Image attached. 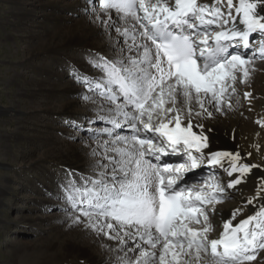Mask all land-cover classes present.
<instances>
[{
    "label": "snow or ice",
    "instance_id": "6c2138e0",
    "mask_svg": "<svg viewBox=\"0 0 264 264\" xmlns=\"http://www.w3.org/2000/svg\"><path fill=\"white\" fill-rule=\"evenodd\" d=\"M84 3L82 11L94 16L93 22L109 35L111 58L88 52L85 60L98 76L75 65L70 68V75L84 86L79 96L94 116L64 123L77 129L70 139L87 131L95 147L89 146L87 174L76 173L77 180L69 171L58 179L56 199L62 201L59 207L69 226H83L117 241L115 249L104 245L109 252L122 253L114 255L115 264L254 260L253 253L264 249V202L236 224L233 220L242 208L233 209L226 220L221 214L217 223L222 231L216 238H210V215L226 198V189L245 182L258 165L243 162L239 151H213L211 130L200 123L194 130L192 120L234 108L238 75L246 84L254 71L253 57L264 59V0ZM97 121L101 126L92 127ZM124 128L130 132L124 134ZM205 164L213 172L202 184H189L186 174ZM218 169L236 178L223 185L215 174ZM261 192L264 180L246 203L254 204Z\"/></svg>",
    "mask_w": 264,
    "mask_h": 264
},
{
    "label": "bare ground",
    "instance_id": "6f19581e",
    "mask_svg": "<svg viewBox=\"0 0 264 264\" xmlns=\"http://www.w3.org/2000/svg\"><path fill=\"white\" fill-rule=\"evenodd\" d=\"M17 1L18 0H16V2L13 3L17 4ZM42 1H44V3L41 4L42 9L40 10V15H36L35 12H31V13L25 12L24 19L33 17L35 22L38 24L39 28L43 29V34L41 35V37L39 33L31 35L34 41L38 40L39 38H40V42H43L46 38L49 39L50 43L51 41H55L54 45H51L50 47H48V49L45 48V50L56 52L58 54V56L55 57V59L50 63L51 65L53 64L56 65L57 68L54 71L50 70L49 66L47 65L34 68L31 77H32V83L37 88L34 87L31 90L27 89L26 87L19 88L18 92L15 95L16 97L15 104L10 107H4V106L0 107V115L11 114V117L17 120V124H16L17 129L24 128L23 125L26 123V116L29 113L27 111L21 110V107L23 106L22 102H24L25 97L29 96L31 93H33L34 95L41 93V95L43 96L41 99H36L32 101V105L30 106V109H31V114L33 116L45 113V116L43 117H45V119H48L52 114L57 116L59 113H62V114H66L69 119H74L78 121L81 120V117L83 115L91 116V114L87 112V110H89L90 108V105L82 101V99L79 96V93L82 92L83 90H80L78 88L77 82H75V79L73 77L71 78H68L67 76L65 77V75H69L65 71L66 70L64 69L65 67L61 70L59 69L61 66L60 64L62 63L61 60L63 56L69 55L71 53L70 51L75 49H81V50L85 49L91 52L100 53L101 55L111 58L110 49H109V43H110L109 35L105 33L103 27L99 22L94 23L95 26H91L88 23V21L85 20L86 17H84L85 16L84 13H82V19L80 22H78L79 23L78 25H74V26L72 24L68 26L63 25V23H65L64 20H66L67 18H73L71 14L77 12L79 8L81 7L83 8L84 6L83 0H74L73 2H66L65 0H42ZM39 2H41V0H34L28 5L31 7H35ZM25 10L28 11L26 8ZM101 15L103 14L101 13ZM112 16H113V20H115L116 16L114 12ZM43 19L45 20V22L44 21L42 22ZM117 22L119 23V21ZM59 24H62L63 26ZM111 36L115 37L118 40L120 39L119 37H117L116 33ZM33 44L36 45V43ZM29 55L32 56L29 57L31 59L35 56L34 52H31V54L29 53ZM26 62H24V64H26ZM78 63L83 66H88L86 60H81V61L78 60ZM83 70L81 71L84 73L89 72L90 76L93 75L91 73V66L85 69L84 71ZM40 74L42 76V80L35 78L36 77L35 75L40 76ZM18 76L19 74H16V77ZM254 76L255 75L251 72L250 78L246 84L240 82L243 84L245 92L251 93L252 98L264 94V89L261 88V84H263L261 83V81L264 80V78H262L259 75L258 76L256 75V78H254ZM238 78L236 82H238L239 80L241 81V79ZM38 80L40 83L38 82ZM41 85L45 87L39 88ZM253 85H255L254 90L252 89ZM74 97H76L77 99H75ZM232 100H233L232 103L234 105V108L228 109L231 112L229 114H232V116L230 115L231 116L230 118L232 120L230 119V121H227L225 119L229 114L224 116L221 115L220 112H214L212 117H207V116L194 117L192 122L194 125V130H197L195 128V125L197 123L202 124L205 130H209V129L211 130L208 133L209 140L211 141L214 137L216 139L215 146L210 145L213 151L216 150H224V151H232V152L239 151L241 157L243 158V162L248 163L250 165H258V167L252 169L251 173L248 174V176L245 179V182H247L249 178L255 179L253 180L254 181L253 184H244L243 182L240 185L236 186L237 193H239L237 206H234L233 208L232 206H230L232 205L233 202L230 199L231 195H228L226 196L225 199H223L222 204L219 203L220 206L216 210L218 217L217 219L220 220L222 214L223 218L226 220L230 218V214L233 209H236L238 207L242 208L241 214L238 215L235 220H233V224H236L240 220L245 219L247 216L254 213L255 204L264 202V192H261L260 197H257V200L254 202V204L250 205L246 203L247 198L253 197L254 192L257 194V187L258 184H260L261 182L259 172L261 166L263 165V160L261 158L258 159L254 157L256 158L254 161H248L247 154L245 152L246 146H243L245 141L251 140V142H253L254 144V140L257 139L256 145L254 146L258 148L262 144L264 147V141L261 139L262 137L260 135L262 132H264V129L258 123V118L260 114L264 113V111L263 110L261 111V109L258 110L256 109V105H255L256 103H253L256 101H249L250 103L249 102L244 103V100H242L237 96H233ZM48 102H52V104H54V102L57 103L51 108L49 107L50 103L48 104ZM45 104H48L49 106L45 109L40 108L43 107ZM77 107H81L85 110L79 109L77 111ZM193 107L196 106L194 105ZM238 111L240 112L239 114L237 113ZM92 116H94V113L92 114ZM250 116L254 118V121H256L257 124L253 129H250V127L247 124V120H251ZM36 122L32 123L31 128L33 131H36L35 129L37 126ZM185 123H187V121H185ZM227 124L229 126H226ZM226 127L227 128L229 127V130ZM48 129L49 128L44 125L43 130H39V135L41 137L48 136L47 133H50L47 131ZM54 131L59 133L62 131V133L60 134L63 133L70 134L69 133L70 131L67 132L66 128H61V127L54 129ZM252 133L253 135H251ZM256 134H258V137L256 136ZM72 135H76V134H72ZM68 137L64 135L62 139H60L59 141H55V136L52 134L51 136H49V141L45 145L42 144L39 146L35 145L31 149L30 153H25V152L22 153L20 159L22 160L26 159L30 156V154L35 152L38 148L44 147L43 154L41 156L36 157L35 163L32 166L44 168V170L49 174L46 177H49L53 174V173L52 174L49 173L50 169L53 166H55V164H57L60 160H64L65 162H62V164L64 163V166L70 169L75 174L83 173V172L87 173L88 165L91 163V158L88 155L90 151L89 146L95 147L94 141L88 139V135L86 137H84V135L83 136L81 135V137L83 138L81 144H74L71 142L70 139H68ZM6 148L10 150L12 148V145L9 144L8 146H6ZM249 151L251 152L252 150L250 149ZM24 171H26V169ZM219 171L223 172L222 170ZM223 175L227 176V174L224 172ZM235 178H236V174H234L232 177H228L227 180L230 181ZM53 187L55 188V182H52L51 187L47 188L46 193L49 192V190L52 189ZM34 189L36 190V188ZM250 189L252 190V192H249ZM4 190L5 188H0V200L2 195L5 193ZM40 192L42 193V191ZM37 203L41 205L40 202ZM47 204L50 203L47 202ZM59 205H61V203L57 202L54 203V205L52 206H57L56 209L60 210ZM48 218L50 217H47V219ZM53 218H60V217L53 216ZM24 219L28 222H32V223L35 222L34 219L29 217L28 218L24 217ZM210 219L213 222V218L210 217ZM21 221H23L22 218H20L18 222L21 223ZM70 224L71 221L65 222L63 225H59L57 223L51 224L49 232H51L50 235L52 236H50L48 239L44 238L39 245L37 244L35 246L34 245L28 246L26 244L18 242L16 243V245L25 246V248L23 249H26L25 252H27L28 254H21L23 255L21 256L19 255L20 250L18 252L16 251L15 253L17 254V256H21V260H25L26 258L32 259L33 256L35 258L42 259V261H46L48 263L51 260L56 259L59 260L58 264H108V260L111 258L112 264H115L114 255H118L120 253L114 254L113 252H109L106 250L104 245H108L111 248L115 249L118 243L113 244L111 242L112 240L108 239L107 236H103V235L98 236L91 230L85 229L83 226L81 227L79 226V228L75 229V226L70 227L69 226ZM213 225H214V231H216L217 234L216 232L214 233L213 231L212 233H210V238L218 237L222 231V227L218 228L217 230L215 223ZM113 245L115 247H113ZM35 251L38 252L32 253ZM62 253L65 256L61 255ZM262 258H264V256ZM66 259L69 261L70 259L71 260L73 259L74 263H68L69 261L66 262ZM262 264H264V261L262 262Z\"/></svg>",
    "mask_w": 264,
    "mask_h": 264
},
{
    "label": "rangeland",
    "instance_id": "374dc122",
    "mask_svg": "<svg viewBox=\"0 0 264 264\" xmlns=\"http://www.w3.org/2000/svg\"><path fill=\"white\" fill-rule=\"evenodd\" d=\"M33 1L34 0H18L17 4H14L13 2H16V0H0V107H10L14 105L16 99L15 95L18 92L19 88L26 87L27 89L31 90L35 87L32 83L31 77L34 68L42 67L43 65L49 66L50 70L52 71L56 70L57 68L56 65H51L50 63L55 59V57L58 56V54L56 52L45 50V48L48 49V47L54 45L55 41H51L50 43L49 39L47 38L43 42H40V38L34 41L31 35L39 33L41 37V35L43 34V29L39 28L33 17L24 19L25 12H35L36 15H40V10L42 9L41 4L44 3V1L41 0V2H39L40 4L37 3L38 6H29L28 4ZM65 1L73 2L74 0ZM83 4L84 8L86 6L84 0ZM25 8L28 11H26ZM83 8L81 7L77 10V12L71 14L73 18H67L66 20H64L65 23H63V25H78V22H80L82 19V13H84V17H86L85 20L88 21L91 26H95L93 22L95 20L94 16L90 17L89 14L83 12ZM43 21L45 22L44 19L42 20V22ZM59 25L63 26L62 24ZM113 34H115V31H111V35ZM33 43H36V45ZM82 51L89 52L85 49H75L70 51L71 53L69 55L63 56L61 60L62 63L60 64L62 67L60 66L59 69L61 70L65 67V71L70 75L68 63H71L70 61H73L70 65V68L73 65L80 67L81 65L78 63V60L81 61L85 59L79 58L75 60L74 57L77 58L76 56L80 55V53L76 54L75 52ZM31 52H34L35 54L32 59L29 58L31 56L29 55V53L31 54ZM24 62H26V64H24ZM262 65L264 66V64ZM256 72L258 71L256 70ZM16 74H19V76L16 77ZM259 74V76L264 78V69L261 70V73ZM69 75H65V77L67 76L68 78H71L69 77ZM95 75L99 74L96 73ZM254 75V78H256L257 74L254 73ZM35 76V78L42 80L41 74L40 76ZM261 83H263L261 84V88L264 89V80H262ZM77 86L80 90H85L83 89V87L81 88L79 87V85ZM41 87L45 86L41 85L39 88ZM238 87L239 89H241V86ZM253 88L255 89V85H253ZM234 96H237L244 100V103H248L249 101L248 100L245 102V98L242 96ZM42 97L43 96L41 95V93L37 95L31 93L29 96L25 97L24 102H22L23 106L21 107V110L27 111L29 113L26 116V123L23 125L24 128L17 129V120L13 119L11 117V114L0 115V188H5V193L2 195L0 200V264H58L59 260L56 259H53L48 263L33 256L32 259L26 258L25 260H21V256H23L21 254L28 253L25 252L26 249H23L25 248V246H18L16 245V243L21 242L28 246H35L37 244L39 245L44 238L48 239L50 236H52L50 235L51 232H49L51 224L57 223L59 225H63L65 222L70 221L65 218V215L61 210L56 209L57 206H52L57 202H60L62 204L60 200L56 199V196L55 198H52V196L56 195L60 191V188H56L58 186V178L62 180L68 174V172L71 171L64 166V163L62 164V162L65 161L60 160L57 164H55V166H53L49 172L50 174H53L49 177H46L49 174L44 170V168L32 166L35 163L36 157L43 154L44 147L38 148L26 159H20L22 153H30L31 149L35 145H45L49 141V136H51L52 134L55 136V141H59L60 139H62V137H64V135L66 137L69 136L68 139H70V134H77V129L70 128L64 123L65 119L62 120V118L65 116L66 119H69L66 114L59 113L57 116L52 114L48 119H45V117H43L45 116V113L36 116H33L31 114L30 106L32 105V101L41 99ZM74 98L77 99L76 97ZM259 98L260 100L262 99L261 97ZM52 102H48V104L50 103V106L48 104H45L44 106L46 107L43 106L40 108L45 109L48 106L52 108L57 103L54 102V104H52ZM259 103L264 104V102ZM263 104H259L260 108L256 106V109H261V111H264V108H262L264 107ZM79 109L85 110L81 107H77V111ZM87 112L92 116V112H90L89 110H87ZM229 113H231L230 110H228V108H225L224 112L221 113V115L226 116ZM237 113L239 114L240 112L238 111ZM230 115L232 116V114H229L225 118L227 121H230ZM252 117L250 116L252 121L247 120V124L250 129L255 128V126L257 125L256 121H254V118ZM58 120L61 121V123H59ZM33 122L37 123V126L35 128L36 131H33L31 128ZM251 122L253 125L251 124ZM44 125L49 128L47 131L50 133H47L48 136L41 137L39 135V130H43ZM84 126L89 125L85 124ZM92 126H94V124ZM226 126L229 125L227 124ZM58 127L66 128L67 132L70 131V134H60L62 133V131L60 133L54 131V129ZM227 129L229 130V127ZM81 135L83 136L84 134L79 131V136L76 139H70L71 142L74 144H81L83 140ZM251 135H253V133ZM260 135L262 137L261 139L264 141V132H262ZM86 136L87 135H84V137ZM256 136L258 137V134H256ZM256 140L257 139L254 140V144L253 142H251V140L245 141L243 146H246L245 152L247 155L249 154V150L251 149L252 153L249 155L250 157H256L258 159L261 158L263 160V165L260 168L259 175L261 177V180H264V147L262 144L258 147L260 149L254 146L256 145ZM9 144L12 145V148L10 150L6 148V146H8ZM25 169L26 171H24ZM83 173L87 174L88 172ZM75 178L77 180L79 179L78 176ZM253 180L255 179L249 178L247 182H244V184H253ZM52 182H55L56 189L53 187L49 190V192L46 193V188H50ZM34 188H36V190ZM251 189L249 190V192H252ZM40 191H42V193ZM49 193H51L52 195H49ZM230 199L233 202L230 206H232V208L234 206H237L239 193L238 196L237 194L234 196L231 195ZM37 202H40L41 205H39ZM47 202H49L50 204H47ZM53 216L60 218H53ZM24 217L32 218L35 220V222H28L24 219ZM47 217L50 218L47 219ZM210 217L213 218V224L215 223L217 225L216 214L213 216L210 215ZM20 218H22L23 220L21 221V223L18 222ZM217 227L219 228V226ZM76 228H79V226H75V229ZM215 232L216 231H214V233ZM111 242L113 244L118 243L117 241L113 240ZM113 247L115 246L113 245ZM19 250V255L21 256H17V254L15 253ZM36 252L38 251L32 253ZM61 255L65 256L63 253ZM263 256L264 252L261 254L260 258L252 264H262V262L264 261V258H262ZM68 261L69 260L66 259V262ZM73 261V259H70L68 263H74Z\"/></svg>",
    "mask_w": 264,
    "mask_h": 264
}]
</instances>
